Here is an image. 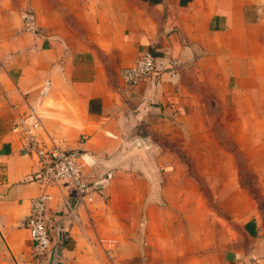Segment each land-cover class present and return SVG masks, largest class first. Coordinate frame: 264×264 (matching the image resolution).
I'll use <instances>...</instances> for the list:
<instances>
[{"label": "crops", "instance_id": "0c3cea01", "mask_svg": "<svg viewBox=\"0 0 264 264\" xmlns=\"http://www.w3.org/2000/svg\"><path fill=\"white\" fill-rule=\"evenodd\" d=\"M147 51L159 72L126 86L119 70ZM194 82L261 95L264 0H0V232L18 264H36L25 224L43 192L52 196V248L41 264H92L108 222L130 226L116 264H264L252 204L246 217L231 213L224 242L205 254L202 207L165 196L177 160L161 140L189 132L200 98ZM32 109L39 140L81 151V169L98 183L93 205L77 204L66 185L31 181L37 158L13 127ZM134 182L143 194L127 201L125 190L141 191ZM153 192L161 201L147 199Z\"/></svg>", "mask_w": 264, "mask_h": 264}, {"label": "rangeland", "instance_id": "374dc122", "mask_svg": "<svg viewBox=\"0 0 264 264\" xmlns=\"http://www.w3.org/2000/svg\"><path fill=\"white\" fill-rule=\"evenodd\" d=\"M194 86L200 98L198 111L188 124L189 132L161 140L165 149L175 156L177 161L173 163L177 166L173 167L178 171L175 175L177 172L172 170L175 172L172 187L165 196L173 202L182 199L202 207L203 211L197 213L198 217L203 216L202 234L197 241L203 242L205 254L211 251L213 254L224 242L231 213L246 217L249 204L262 221L264 235V86L259 88L261 95L235 97L232 85L215 82L207 87L194 82ZM133 185L141 191L125 190L122 195L127 201L137 200L136 196L143 194L141 183ZM162 195L153 192L147 194V199L158 202ZM96 200L97 196L88 204L93 205ZM101 227L103 239L91 248V262L116 264L112 254L123 243L121 235L130 226L108 222ZM235 229L241 231V226L235 224ZM189 239L181 241L183 248L189 247ZM0 264H18L1 236Z\"/></svg>", "mask_w": 264, "mask_h": 264}, {"label": "built area", "instance_id": "2783aa9c", "mask_svg": "<svg viewBox=\"0 0 264 264\" xmlns=\"http://www.w3.org/2000/svg\"><path fill=\"white\" fill-rule=\"evenodd\" d=\"M172 67L179 64L171 61ZM157 57L147 51L139 54L132 66L119 70V76L128 87L136 86L149 80L159 72ZM41 124L34 109L13 130L21 134L24 147L37 158L39 170L31 177V181L43 184L45 189L52 185L63 184L72 190L77 204H88L96 196L97 182L91 181V176L86 175L80 166L82 153L79 150H66L51 140L43 142L38 138V129ZM52 196L43 192L40 196L30 201V214L26 221L32 240V258L36 264H41L42 259L52 248L50 231L46 219V210Z\"/></svg>", "mask_w": 264, "mask_h": 264}, {"label": "water", "instance_id": "95a60500", "mask_svg": "<svg viewBox=\"0 0 264 264\" xmlns=\"http://www.w3.org/2000/svg\"><path fill=\"white\" fill-rule=\"evenodd\" d=\"M0 235H1V237L3 238V236H2V234H1V232H0Z\"/></svg>", "mask_w": 264, "mask_h": 264}]
</instances>
